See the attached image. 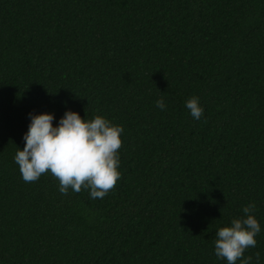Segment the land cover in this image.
I'll use <instances>...</instances> for the list:
<instances>
[{
  "label": "trees",
  "instance_id": "trees-1",
  "mask_svg": "<svg viewBox=\"0 0 264 264\" xmlns=\"http://www.w3.org/2000/svg\"><path fill=\"white\" fill-rule=\"evenodd\" d=\"M66 111L123 127L103 199L21 177L29 114ZM252 203L264 264V0H0V264H227Z\"/></svg>",
  "mask_w": 264,
  "mask_h": 264
},
{
  "label": "clouds",
  "instance_id": "clouds-1",
  "mask_svg": "<svg viewBox=\"0 0 264 264\" xmlns=\"http://www.w3.org/2000/svg\"><path fill=\"white\" fill-rule=\"evenodd\" d=\"M156 107L166 108L163 99ZM191 116L199 120L204 109L199 98L193 96L185 102ZM30 123L23 135V150L18 149L14 160L24 182H36L50 173L59 182V192L79 193L88 190L92 199H103L116 188L121 179L119 171L123 127L105 117L96 115L91 120L81 118L74 111H66L57 126H53L51 113L29 114ZM254 203L243 207L244 217L234 218L230 226L216 232L215 255L227 264H251L252 256H244L257 244L255 237L261 228L252 214ZM259 259V254H256Z\"/></svg>",
  "mask_w": 264,
  "mask_h": 264
}]
</instances>
